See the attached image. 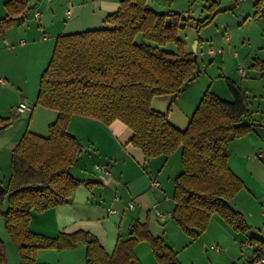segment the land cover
<instances>
[{
	"label": "trees",
	"instance_id": "trees-1",
	"mask_svg": "<svg viewBox=\"0 0 264 264\" xmlns=\"http://www.w3.org/2000/svg\"><path fill=\"white\" fill-rule=\"evenodd\" d=\"M5 7L7 14L0 20V30L28 11L26 0H9ZM217 7L212 3L207 8L210 15L198 22L197 31L212 21ZM182 22L180 14L155 12L147 0H120L118 10L104 20L107 27L56 38L35 102L56 113V119L46 136L26 131L15 145L11 176L0 195V203L5 199L7 203L0 215L20 264H37L38 251L72 249L78 243L86 247L85 264H141L134 248L143 240L149 242L159 264H179L171 248L150 234L147 223L134 225L130 238L118 240L111 255L86 232L49 238L30 231L33 212L62 206L80 184H95L81 182L69 173L82 151L67 131L72 116L104 125L121 122L132 132L130 143L146 159L181 151L182 172L174 180L171 219L187 237L196 239L204 232L212 215H218L236 232H247L242 215L228 205L244 185L228 166L227 147L253 129L252 124L246 125L249 111L243 89L224 78L230 101L207 90L185 129L168 120V111L198 75L194 55L178 38ZM139 35L154 45L137 43ZM170 43L176 51L162 48ZM252 68L264 72V62L254 61ZM156 97L170 98L166 112L152 108ZM13 117H0V131L11 125ZM257 245L261 253L262 245ZM5 261L0 241V264Z\"/></svg>",
	"mask_w": 264,
	"mask_h": 264
},
{
	"label": "crops",
	"instance_id": "crops-1",
	"mask_svg": "<svg viewBox=\"0 0 264 264\" xmlns=\"http://www.w3.org/2000/svg\"><path fill=\"white\" fill-rule=\"evenodd\" d=\"M7 1L9 0H0V20L7 14L5 7ZM29 1L26 0L28 11L30 10ZM241 1L248 0H212L204 9L206 10L212 3L218 4L217 9L228 5L231 7L227 11L236 9L238 12H231V17L237 21L238 31L232 29V32L233 30L236 32L235 39L244 41L243 27L247 23L260 21L264 23V0L259 5L257 3L260 0H251L253 3L250 11L245 8V11L240 9ZM36 2L37 0L34 5ZM81 2V12H88L92 15L91 20L101 25V21L104 22L109 14L118 10L120 0H88L89 6H87V1L81 0ZM188 2L189 0H185V5L188 6ZM147 3L155 12L180 14L183 17L181 23L183 28L185 20L191 18L190 13L186 14L188 13L186 9L182 11L175 9L176 0H147ZM28 11L23 16L15 17L10 25L0 30V80L5 81V85L0 82L1 118H9L15 112L20 100L29 98L28 92L32 94L35 92L36 102L40 77L50 62L55 40L60 36L43 37L46 32L51 33L55 29L56 26L51 23L55 20L54 16H51V19L39 18V25L36 28L31 24H24L30 15ZM256 12L258 16L254 17ZM35 13L37 11L34 12V19ZM208 13L210 15L209 11ZM214 17L211 24L215 20ZM83 18L90 19L86 15ZM77 23L80 26L78 28H82L81 32L95 30L94 27L97 26L86 20ZM257 27L261 33L260 37L251 34L252 38L247 39L246 54L248 55L241 64L245 70L243 77L238 70H236L237 76L231 77L221 68L227 58L224 50L227 53L231 50L230 42L233 40L231 35H227L224 39L227 49L222 46H220L222 49H218L222 53H216L213 57L206 55V59L201 56L199 60L198 49L201 39L197 40L191 49L185 40L179 38L182 30L178 31V38L185 44V50L196 56L198 75L184 87L178 97L181 101L183 98L187 100L186 105L189 111L185 112V121L177 117L172 120L171 115L168 117L172 125L183 130L185 127L181 125V122L183 125L189 122L190 114L194 113L207 90L223 100L232 99L226 87L222 84L215 85L219 80L209 83L208 88L202 94L201 89H199L200 94L197 91L189 94L187 91L200 74L206 73L211 67L221 65L219 66L220 76L230 79L243 89L249 111L246 123L252 124L253 129L248 135L231 141L227 147L228 166L244 185L228 201V205L242 215L248 227L246 233L232 230L218 215H212L204 232L196 239L187 237L171 219L175 207L174 180L182 172L181 151L179 154H177L178 151L175 152L173 156L146 159L142 152L130 143L132 132L121 122L115 121L110 125H104L96 120L79 116H72L67 127L68 133L82 147L76 166L73 167L72 172L69 170V173L81 182H95V184L91 186L80 184L68 202L62 206L41 213L33 212L29 222L30 231L49 238H55L60 233L86 232L96 237L104 251L111 255L118 240L129 239L132 227L147 221L150 234L155 238H161L171 248L179 264H219L225 258L239 260L243 254L242 249L245 247L244 241L249 238L255 243L252 247L246 245L247 249L252 252L251 256L246 259L247 262L255 255L264 254V161L257 158V155L264 150V72L252 68L254 61L264 62V52L260 51L264 48V26L260 24ZM22 37H26L28 42L24 41L21 45L19 42ZM217 43L220 44V41L218 40ZM162 48L172 52L176 50L172 43ZM232 56L235 59L239 58L235 52ZM215 60L218 61H216L217 65L212 66ZM7 86L14 93L6 92ZM17 94H20V97L15 98ZM161 98V112H163L169 104V97H156L152 100L151 106L154 108L155 99ZM35 102L33 108L39 107L35 105ZM154 109L157 110V108ZM29 115H32L31 112ZM13 118L15 119L12 120L11 125L0 131V156L8 151L10 160L13 148L26 131L40 136L47 135L49 125L56 119V113L50 114L51 120L47 124V133H38L30 130L29 127L24 131L18 129L12 132L11 129L15 122L20 119L16 115ZM7 133L10 135L3 138ZM96 165L106 168L108 174L96 171ZM9 174L6 176L0 166V183L3 187L11 176V169H9ZM154 181L158 183L157 187L151 186ZM129 205H132V208H129ZM4 209H0V212ZM0 241L5 247L6 261L3 264H20L19 253L8 235L7 239L5 235L0 236ZM257 243L262 245L261 253L258 251L260 248ZM213 248H218V251ZM210 249L214 252L210 253ZM85 252L86 247L83 243H78L72 249L41 250L36 255V262L37 264H85ZM134 254L141 264H159L148 241H139L134 248Z\"/></svg>",
	"mask_w": 264,
	"mask_h": 264
},
{
	"label": "rangeland",
	"instance_id": "rangeland-1",
	"mask_svg": "<svg viewBox=\"0 0 264 264\" xmlns=\"http://www.w3.org/2000/svg\"><path fill=\"white\" fill-rule=\"evenodd\" d=\"M35 1L36 0H32V2H31V0L29 1L30 2V10L28 11V14H30V15L25 20L24 24H26V23L31 24V26H33L34 28H36L39 25L40 19H34L33 18L34 12H36V11H37V13L40 14V18L45 17V19H51V16L55 17V20L51 21V23L54 26H56L55 29L52 30L51 33L46 32V34L43 37L50 38L53 35H65V34H70V33L81 32L80 29H82V28H78L79 24L77 22H82L83 20H86V22L87 21L90 22V24H92V25L95 23L91 20L92 15H90L88 12L87 13L86 12L84 13V11L81 12V4H82L81 0H37L36 4L34 5ZM85 1H87V3H88V0H85ZM211 2H212V0H189L188 6H187V5H185V0H176L175 9H178L177 11H182L183 9H186L185 11L188 12L186 14L189 15V13H190V15H191V18H189V20H188V18L185 20V25H184V28L181 29L182 31H180V33H179V38L181 40H185L187 45L191 49L193 48L194 43L197 40L201 39L200 40L201 44H200V47L198 49L199 50V53H198L199 54V60H200L201 56H202V58L203 57L205 59L207 58L206 55H208L209 49H214V50L222 49L220 46L227 49V47H226L227 44H226L224 39H225V37H227V35H231V37L233 38V40L230 42L231 50H229V52L227 53V52H225V50L223 48L224 53H226L227 58L225 59L223 66H221V65H219V66H221L223 71H227V73L231 77H233L237 74L236 73V70H237L236 66L239 64H242V61L248 55V53L246 54V49H248V40L247 39L252 38L251 34L254 36L256 35L257 37H260L261 33H260V30L258 29L257 26H259L260 24L262 26H264V23H262V21L257 22V23H255V22L254 23H247L243 27V30H245V31H243L244 32L243 33L244 41H241L238 38L235 39L236 38L235 30L238 31V29H236V27H238V26H237V21L233 17H231L232 16L231 12H233V11L238 12V11L236 9H234L231 11H227L226 13L224 12V13L217 14L214 17L215 20L213 21L212 24L210 23L207 26L200 29L199 31H197L196 26H197L198 22L205 19L209 15L208 10L207 9L205 10L204 8H205V6L210 4ZM89 3L87 6H89ZM252 3L253 2L251 0L241 1L240 9L244 10V8H245V9H247V11H250ZM90 7H91V5H90ZM203 9H204V11H203ZM67 11H69L68 14H67ZM85 15L90 19H84L83 17H85ZM101 22H102L101 25L99 23L98 24L95 23L97 26H95L94 29L107 27V25L103 21H101ZM253 24H256L257 26L253 25ZM232 29H235V30H233V32H232ZM218 30L220 32H218ZM240 36H241V33H240L239 37ZM245 36H246V38H245ZM21 39L25 42H28L26 37H22ZM218 40L220 41V44L217 43ZM258 40H259V38H258ZM140 41H145L141 35L138 36L137 43H139ZM213 41H215L216 44H215V42L213 43ZM145 42L149 43L151 45H154V43H152V42H148V41H145ZM253 44H255V43H253ZM260 51L264 52V48H262ZM234 52L239 55V58L235 59L232 56V55H234ZM216 61L217 60H215L214 63L212 62L211 65L214 66L218 62V61L217 62ZM208 66H210V65H208ZM219 66L211 67L210 69L207 70L206 73L202 72L200 74V76L198 77V79L194 83H192V85L189 87V89L187 88L188 89L187 91L189 92V94L194 92V91H197L200 94L199 89L202 90V92H201V94H202L203 91L208 88L209 83H214L217 80H219V81H217L215 83V85L222 84L225 87L224 78L222 76H220V74H219V68H220ZM5 90H6V92H12L8 89V86L6 87ZM12 93H14V91ZM28 95H29V98L28 97L23 98L22 100H20V102H24L25 104L31 106V108H32L31 114L32 115L31 116L29 115L30 112L25 113V114H19L16 112V109H15V112L14 111L13 112L15 113L16 117H18L20 119L17 122H15V125L11 130H12V132H15L16 130L18 131V129L19 130L23 129L22 131H24L27 127H29V129L32 131H36L38 133H47V124L51 120L50 114L52 112L49 110H46V109H42L40 107L33 108V103L35 102V92H33V94L28 92ZM17 97H20V94H17L15 96V98H17ZM186 103H187V100L185 98H183L182 101L178 98L176 100V102L174 103V105L168 111V117H169V115H171L172 120L175 117H177L180 120L185 121L184 120L185 112L187 113L189 111ZM153 107L157 108V110H159V111H162V98L159 100L155 99V103H153ZM167 107H168V105L166 106V108L163 112L167 111L166 110ZM192 113L190 114L191 116H192ZM13 119H15V118H13ZM187 123L185 125H183L181 122V125L186 128ZM39 131H41V132H39ZM9 135H10V133H7L5 135V137H3V138H6V136H9ZM177 151H178L177 154H179L180 150H177ZM8 154L9 153L7 151L6 154H2L0 156V166H1V168L4 171L6 176L10 175L9 169H11L10 168V161L11 160L8 157ZM174 154H172V156ZM261 160L264 161V159H261ZM180 163H181V160H180ZM75 166H76V164L74 166L70 167L69 170L72 172V169ZM6 206H7V203H6V199H5V200L1 201L0 209L5 208ZM150 219H152V217H150ZM146 223H147V221H146ZM4 235L7 239V234H6V230H5V226H4V219L0 215V236H4ZM12 246H13L12 247L13 250L16 252V249H15L13 244H12ZM209 252L213 253L214 251H212L210 249ZM242 253H243L242 257L239 260H231V259L225 258V259L221 260L222 262L219 264H246V262H247L246 259L249 256H251L252 252H251V250L247 249V246L245 245L244 249H242Z\"/></svg>",
	"mask_w": 264,
	"mask_h": 264
},
{
	"label": "built area",
	"instance_id": "built-area-1",
	"mask_svg": "<svg viewBox=\"0 0 264 264\" xmlns=\"http://www.w3.org/2000/svg\"><path fill=\"white\" fill-rule=\"evenodd\" d=\"M39 18H40V14L39 13H35V19H39ZM19 44H21V45L24 44V41L20 40ZM216 53L220 54V53H222V51L221 50H213V49H209L208 50V55L210 57H213ZM237 70L241 74V76L243 77L244 73H245V70H244V68H243V66L241 64L237 67ZM0 82H1L2 85H5V81L4 80H0ZM31 111H32L31 106L25 104L24 102H19L18 105L16 106V112L19 113V114L28 113V112H31ZM257 158L260 159V160L264 159V150H262L257 155ZM95 170L98 171V172H102V173L108 174V170L106 168H104L103 166H100V165H96L95 166ZM151 186L152 187H157L158 183L156 181H154V182L151 183ZM129 208H132V205H129ZM244 244L249 246V247H252L254 245L253 243L250 242L249 239H246L244 241ZM213 249L218 251V248H213ZM246 264H264V256L255 255V256H253V258L249 262H246Z\"/></svg>",
	"mask_w": 264,
	"mask_h": 264
},
{
	"label": "water",
	"instance_id": "water-1",
	"mask_svg": "<svg viewBox=\"0 0 264 264\" xmlns=\"http://www.w3.org/2000/svg\"><path fill=\"white\" fill-rule=\"evenodd\" d=\"M230 7L231 6H229V5L228 6H221L218 9L215 10L214 14L225 12V11L229 10ZM193 59L194 60L196 59V56L195 55L193 56ZM246 125H249V124L246 123ZM3 192H4V187L0 183V195L3 194Z\"/></svg>",
	"mask_w": 264,
	"mask_h": 264
}]
</instances>
